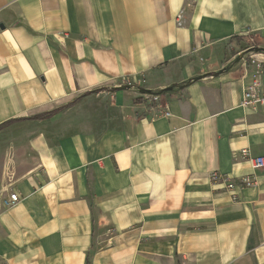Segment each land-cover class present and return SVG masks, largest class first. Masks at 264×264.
<instances>
[{
  "label": "crops",
  "instance_id": "obj_1",
  "mask_svg": "<svg viewBox=\"0 0 264 264\" xmlns=\"http://www.w3.org/2000/svg\"><path fill=\"white\" fill-rule=\"evenodd\" d=\"M252 38L264 0H0V124L58 108L0 130V264H264Z\"/></svg>",
  "mask_w": 264,
  "mask_h": 264
},
{
  "label": "built area",
  "instance_id": "obj_2",
  "mask_svg": "<svg viewBox=\"0 0 264 264\" xmlns=\"http://www.w3.org/2000/svg\"><path fill=\"white\" fill-rule=\"evenodd\" d=\"M253 45H250L246 50V58L245 62L247 64L253 65V70L251 74V81L244 87L243 96L240 102V106L256 110L261 106H264V52H258L255 49L257 48L254 38L251 39ZM262 55L263 57H259ZM150 99L155 102L160 101V94L153 93L150 95ZM159 110L165 116L170 115L169 107L167 104L160 105L158 107ZM243 155L249 160L255 169H264V155H252L248 148H244L242 150ZM217 179V177H215ZM257 177L252 175H244L238 180H233L227 178L224 180L226 184V188L228 190H242L246 187H254L257 185ZM237 194L233 195V199H237ZM20 201V195L18 192L10 191L7 196H3L2 198V206L5 208L12 207Z\"/></svg>",
  "mask_w": 264,
  "mask_h": 264
},
{
  "label": "trees",
  "instance_id": "obj_3",
  "mask_svg": "<svg viewBox=\"0 0 264 264\" xmlns=\"http://www.w3.org/2000/svg\"><path fill=\"white\" fill-rule=\"evenodd\" d=\"M56 111H58V108L54 109V110H52L50 112L34 115V116L30 117V118H15V119L8 120V121L0 124V130L8 127L9 125H11L12 123H14L16 121H21V120H25V119H41V118H44V117H46V116H48L50 114L55 113Z\"/></svg>",
  "mask_w": 264,
  "mask_h": 264
}]
</instances>
